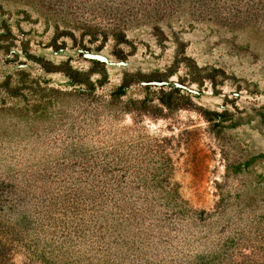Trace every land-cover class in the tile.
Masks as SVG:
<instances>
[{
	"label": "rangeland",
	"instance_id": "obj_1",
	"mask_svg": "<svg viewBox=\"0 0 264 264\" xmlns=\"http://www.w3.org/2000/svg\"><path fill=\"white\" fill-rule=\"evenodd\" d=\"M264 264V0H0V264Z\"/></svg>",
	"mask_w": 264,
	"mask_h": 264
},
{
	"label": "trees",
	"instance_id": "obj_2",
	"mask_svg": "<svg viewBox=\"0 0 264 264\" xmlns=\"http://www.w3.org/2000/svg\"><path fill=\"white\" fill-rule=\"evenodd\" d=\"M248 262H246V264H247Z\"/></svg>",
	"mask_w": 264,
	"mask_h": 264
}]
</instances>
